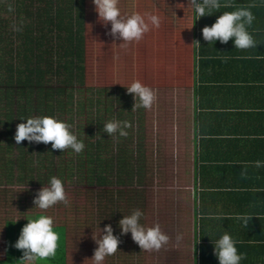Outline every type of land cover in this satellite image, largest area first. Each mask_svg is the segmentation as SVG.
<instances>
[{
	"label": "rangeland",
	"instance_id": "rangeland-1",
	"mask_svg": "<svg viewBox=\"0 0 264 264\" xmlns=\"http://www.w3.org/2000/svg\"><path fill=\"white\" fill-rule=\"evenodd\" d=\"M84 2V89L112 92L123 89L136 105L140 104L139 98H134L126 89L132 82L139 80L157 90L152 108L141 107L139 147L132 145V148L142 158V178L139 184L133 183L126 189L127 192L131 190L129 195L135 199L136 207H130L129 214L125 215L140 209L144 213L141 224L150 227L158 222L171 238L159 251L148 252L133 241L130 232L121 235V229L116 226L113 234L121 243L118 251L106 257L103 264H188L187 234L174 222L177 218L175 200L179 191H186L187 184L184 173L187 159L183 153L186 139L180 127L185 124L188 114L186 91L181 87L190 73L188 46H183L190 41L188 0H120L122 14L149 12L162 18L159 28H152L139 42H133L127 48L119 47L123 41L108 34L111 23L104 25L99 20L92 0ZM0 17L6 18V14L0 12ZM84 95V91L75 94L74 100ZM67 123L72 125L73 133L80 140L85 126L82 113L73 112ZM132 142L134 144V138ZM66 151L67 155L71 154L69 156L76 155L70 148ZM43 186L30 188L12 184L5 187L0 203V264H19L23 253L14 244L27 219L40 214L54 218L60 241L56 255L39 264H93L90 259L98 245L92 236H99L100 229L107 225L98 220L102 214L94 215L90 208L94 196L85 193L86 189L78 180L67 178L64 186L68 205L58 203L42 213L35 208L33 200ZM116 188L119 187L112 186L110 190ZM117 205L124 206L122 202ZM178 234L183 236L179 244L176 241Z\"/></svg>",
	"mask_w": 264,
	"mask_h": 264
},
{
	"label": "trees",
	"instance_id": "trees-1",
	"mask_svg": "<svg viewBox=\"0 0 264 264\" xmlns=\"http://www.w3.org/2000/svg\"><path fill=\"white\" fill-rule=\"evenodd\" d=\"M9 4L14 12L8 11ZM84 4L0 0V12L6 14L0 17V203L12 184L31 188L49 185L52 176L63 182L74 178L94 196V215L102 214L98 220L116 231L119 220L136 207L126 189L142 178V158L132 148L139 147L141 107L133 109L123 89H84ZM21 19L23 31L14 32L13 23ZM77 111L85 119L82 153L69 156L66 150H53L51 143L16 144V126L27 118L53 116L67 122ZM111 120L131 122L127 137L103 131ZM112 186L119 188L111 191Z\"/></svg>",
	"mask_w": 264,
	"mask_h": 264
},
{
	"label": "crops",
	"instance_id": "crops-1",
	"mask_svg": "<svg viewBox=\"0 0 264 264\" xmlns=\"http://www.w3.org/2000/svg\"><path fill=\"white\" fill-rule=\"evenodd\" d=\"M220 2L233 7L199 19L190 8V41L183 45L190 73L181 86L188 114L180 127L187 184L175 200L174 222L186 231L188 264H219L214 243L225 232L246 254L240 264H264V167L254 166L264 162V0ZM250 4L256 7L250 9L255 20L248 31L257 48L235 49L231 39L204 41L203 27L224 11ZM194 40L201 47L191 45ZM243 215L252 217L247 228L237 219Z\"/></svg>",
	"mask_w": 264,
	"mask_h": 264
},
{
	"label": "clouds",
	"instance_id": "clouds-1",
	"mask_svg": "<svg viewBox=\"0 0 264 264\" xmlns=\"http://www.w3.org/2000/svg\"><path fill=\"white\" fill-rule=\"evenodd\" d=\"M92 2L95 5L99 20L104 25L111 23V30L108 34L123 41L119 44L121 48H127L131 43L139 42L152 28H159L162 23V18L155 13L145 12L141 14L132 11L131 13L122 14L119 7L120 0H92ZM222 6L225 8L233 7L231 3L221 5L220 0H199V2L198 0H188V7L194 10L198 19L218 12ZM253 7H256V5L239 6L233 11L222 12V15L211 26L203 27L202 36L204 41L214 44L219 40L220 43L226 44L231 39L234 41L235 49L257 48L258 45L254 36L248 31L255 20V16L250 10ZM8 11L14 12V5L9 4ZM12 30L14 32L23 31V19L19 23L14 22ZM193 44L198 48L201 47L198 40H194L191 45ZM126 89L129 94L134 95V98H139L140 104H134L133 109L135 107L151 109L157 99V90L144 85L139 80L132 82ZM24 121L26 122L19 123L16 126L14 136L16 144H20L25 140L29 143H51L53 150L63 152L70 148L77 154L82 153L85 148L83 141L78 140L73 133L72 125L56 117L35 116ZM132 126L129 121L111 120L104 124L103 131L109 136L118 134L121 137H127L128 132L125 129ZM254 166L257 168L264 167V162L257 160L254 162ZM245 173L246 168L243 170L242 175ZM33 203L36 206L35 208L40 209L42 213L58 203L67 206L69 200L64 182L60 178L52 176L49 185L43 186L37 192ZM143 215L144 213L140 209H135L130 215L123 216L118 222L121 235L130 232L133 241L142 250L148 252L159 251L170 242L171 238L162 230L158 222L150 227L141 224L140 220ZM237 219L242 220L244 227L247 228L252 217L243 215L238 216ZM27 221L14 244V247L23 253L19 264H39L40 261L54 257L60 241V234L55 231L54 218L46 214H40L35 218H28ZM102 232L103 235H101ZM113 232L114 230L109 224L100 229L99 236L93 234L92 239L98 245L90 259L93 264H103L106 257L114 255L118 251V245L121 241ZM182 239V234H178L176 236L177 244ZM237 243L238 241L234 240L227 232L215 241L214 254L218 258L219 264H240L242 259H246V254L238 252Z\"/></svg>",
	"mask_w": 264,
	"mask_h": 264
}]
</instances>
